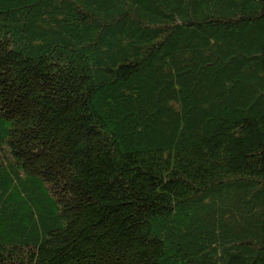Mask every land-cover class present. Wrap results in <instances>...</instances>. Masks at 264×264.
<instances>
[{"label": "trees", "instance_id": "trees-1", "mask_svg": "<svg viewBox=\"0 0 264 264\" xmlns=\"http://www.w3.org/2000/svg\"><path fill=\"white\" fill-rule=\"evenodd\" d=\"M0 264H264V0H0Z\"/></svg>", "mask_w": 264, "mask_h": 264}]
</instances>
